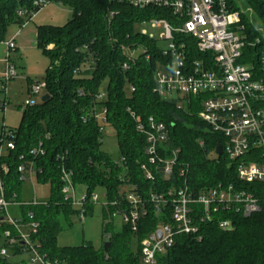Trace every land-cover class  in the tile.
Masks as SVG:
<instances>
[{"label":"trees","instance_id":"obj_1","mask_svg":"<svg viewBox=\"0 0 264 264\" xmlns=\"http://www.w3.org/2000/svg\"><path fill=\"white\" fill-rule=\"evenodd\" d=\"M41 1L69 7L72 17L64 26L37 28V46L50 59L44 79V95L49 99L25 106L19 127L8 129L14 149L6 147L7 153L0 157V165L8 168L7 174L1 175L6 200L19 204L13 208V215L21 216L26 224H39L31 239L40 253L52 264H143L142 241L162 226L176 230V193L187 187L195 200L221 185L251 194L259 211L245 216L234 205L221 203L207 213L193 202L190 208L196 232L175 234L173 246L158 257L157 263L264 264V183H245L238 177L239 166L259 160L261 150L253 147L242 157L230 159L225 136L201 118L208 94L165 99L156 91L157 72L168 69L173 59L158 47L157 40L137 33L136 26L155 18L174 22L170 13L155 7L139 9L118 0H0V43L9 25L23 27L43 10ZM226 1L231 11L241 10L236 0ZM242 2L254 18L247 12L240 14L236 30L244 42L241 63H251V70L261 74L264 5L262 0ZM176 39L177 45L185 44L188 64L198 62L204 70L217 68L213 55L200 53L193 38L176 35ZM105 80L108 88L102 91ZM34 84L29 80L30 94ZM95 111L105 112L106 122L98 120ZM149 119L163 125L168 136L159 149L161 160L155 164L146 154ZM105 126L116 132L118 160L102 150ZM218 147H222L221 155L217 154ZM144 165L152 174L150 179L142 169ZM168 165L169 174L165 171ZM21 167L25 171H20ZM30 171L38 184L49 186L48 200H23L25 177ZM63 172L71 175L74 187L84 188L85 216L93 213L96 204L91 197L99 189L105 191L104 236L111 243L107 252L104 245L96 249L92 243L58 245L64 225L72 226V219L81 212L63 192ZM171 191L172 196L168 195ZM129 195L140 203L134 206ZM154 196L163 199L157 202ZM116 212L138 213L136 229L122 221L116 227ZM229 220L232 228L221 229L219 224ZM9 229L12 226L7 222L0 224L2 245V233ZM17 250L10 252L19 255ZM0 264L16 263L0 257Z\"/></svg>","mask_w":264,"mask_h":264},{"label":"built area","instance_id":"obj_2","mask_svg":"<svg viewBox=\"0 0 264 264\" xmlns=\"http://www.w3.org/2000/svg\"><path fill=\"white\" fill-rule=\"evenodd\" d=\"M139 9L155 7L167 10L173 21L165 18H155L145 22L153 29L163 30L162 38L169 41L165 55L173 59L168 69L159 70L156 74L157 92L165 99H172L174 93L180 96H198L208 94L209 97L203 101V112L201 118L208 123L215 132L222 133L227 139L226 153L229 158L235 160L245 155L251 148L261 150V158L255 162L246 163L238 168V177L242 182L264 183V68L261 74L251 69H246L243 60L244 42L236 30L240 22V15L231 11L226 0H118ZM264 5V0H262ZM44 7L50 3L41 1ZM22 15V12H20ZM26 25V24H25ZM146 35V32L143 33ZM177 36H189L196 42L200 53H209L217 68L204 70L200 63L188 64L186 47L184 43L177 45ZM150 38L155 37L153 35ZM183 41V40H182ZM9 50L15 49L14 41L8 43ZM0 76L5 82L14 80L17 76L16 67L11 62L10 55L4 61V69L0 64ZM46 83L39 82L32 86L31 95L38 96L45 91ZM104 95L99 98L102 99ZM36 102L29 100L26 106H34ZM94 116L101 122H106L105 112L95 111ZM150 130L147 131L146 154L149 162L155 164L159 157L160 147L167 142L166 128L149 119ZM144 131L143 126L138 127ZM12 134L4 130L0 139V157L7 153L6 147L14 149L13 142L9 141ZM36 152V151H35ZM177 152H174V160ZM174 161H172L173 163ZM147 178L152 174L146 165L142 166ZM20 171H25L21 167ZM169 174V165L166 168ZM8 168L5 164L0 165V224L4 221L12 226V229L2 233L0 243V257H8L12 249L17 248L19 255L30 254V264H52L45 255L41 254L38 247L31 239V233L36 234L39 224L32 222L26 224L21 216L13 215V208L18 203H10L6 200L2 174H7ZM65 187L63 192L70 199L74 207L81 210L80 217L84 219L83 207L87 201L86 194L79 199L76 197V187L72 184L71 175L63 172ZM28 181H33V172L26 176ZM171 191L168 195L172 196ZM173 201V218L176 230L170 226H162L142 241L141 260L143 264H158V257L164 254L174 244L177 233H194L196 227L193 224L192 210L193 202L202 205L208 213L211 207L221 203L234 205L237 212L245 216H251L259 211L256 199L243 190L235 191L233 186L208 190L192 199L189 189H180ZM163 198L153 197L159 202ZM100 198L94 194L91 201L98 203ZM128 200L136 206L140 200L133 195ZM38 200H34L37 203ZM106 205V204H103ZM138 213L133 212L121 214L116 212L113 218H119L125 224H132L133 229L138 220ZM223 230L232 228L231 221H222L219 224ZM161 232V237L158 235Z\"/></svg>","mask_w":264,"mask_h":264},{"label":"rangeland","instance_id":"obj_3","mask_svg":"<svg viewBox=\"0 0 264 264\" xmlns=\"http://www.w3.org/2000/svg\"><path fill=\"white\" fill-rule=\"evenodd\" d=\"M241 6V10L237 11L240 14L247 12L250 18H254L251 10L245 8L242 0H236ZM72 17V11L69 7L59 3H50L43 8L32 20L21 27L18 24H12L7 27L4 40L0 43V64L4 69V61L10 55L12 64L16 67L17 76L14 80L5 82L0 76V135L4 130L9 128H17L20 125L22 112L29 100L36 103L41 102L43 94L33 96L28 91V82L32 80L35 83L43 82L47 69L50 66V59L37 46V28L39 26H64ZM264 31V28L262 29ZM136 32L147 36L153 35L158 41V47L163 51H167L169 41L164 40L161 36L163 30L153 29L149 24H138ZM14 41L15 49L9 50L8 43ZM243 61V60H242ZM246 61V60H244ZM246 69H251L252 65L249 62H242ZM108 81L105 80L101 84V90L106 91ZM45 91H43L44 93ZM180 96L174 93L171 98ZM102 150L109 154L114 160H118L120 150L118 139L115 130L110 126H105L103 133ZM49 186L40 185L33 181H27L24 185L22 196L23 200L29 201H46L49 198ZM77 198L84 195V188L77 187L75 191ZM104 190H97L96 195L100 198L95 204L93 213L81 219L80 215L72 219V226L64 225V230L58 238L60 247L80 246L84 243H92L96 249H100L108 240L104 236V215L103 204ZM78 209V207H75ZM116 227L121 225V220L116 219ZM134 251L138 250L137 241H133ZM8 258L16 264H30L31 255H13L9 253Z\"/></svg>","mask_w":264,"mask_h":264},{"label":"water","instance_id":"obj_4","mask_svg":"<svg viewBox=\"0 0 264 264\" xmlns=\"http://www.w3.org/2000/svg\"><path fill=\"white\" fill-rule=\"evenodd\" d=\"M48 99H49V95H44L42 97V102H46ZM217 154L218 155H221L222 154V147H218ZM158 235L161 237L162 233L161 232H158ZM110 246H111V243L110 242L104 243V250H105V252L108 251V249H109Z\"/></svg>","mask_w":264,"mask_h":264},{"label":"bare ground","instance_id":"obj_5","mask_svg":"<svg viewBox=\"0 0 264 264\" xmlns=\"http://www.w3.org/2000/svg\"><path fill=\"white\" fill-rule=\"evenodd\" d=\"M65 171V170H64ZM16 203H18V202H16Z\"/></svg>","mask_w":264,"mask_h":264}]
</instances>
